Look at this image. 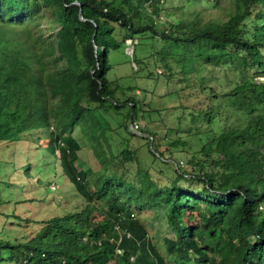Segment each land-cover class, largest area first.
Returning <instances> with one entry per match:
<instances>
[{"label": "trees", "instance_id": "obj_1", "mask_svg": "<svg viewBox=\"0 0 264 264\" xmlns=\"http://www.w3.org/2000/svg\"><path fill=\"white\" fill-rule=\"evenodd\" d=\"M207 2L221 5V0ZM228 2L225 18L182 12L158 29L161 19L156 17L164 12L165 0H0V141H17L35 127L47 131L63 172L86 200L75 211L43 220L28 240L0 237V264H101L105 255L116 264H170L131 211V201L163 209L172 264H264V0ZM44 6L57 24L54 43L43 46L53 55L51 68L24 21ZM146 32L170 44L162 54L177 57L178 73L166 66L167 77L177 78V90L167 93L200 89L238 119L221 123L226 111L214 112L213 104L189 111L203 158L187 163L199 170L187 172L176 161L170 182L163 185L142 168H137L138 184L105 173L109 161L134 160L135 152L123 147L106 155L101 144L110 128L105 115L110 110L128 106L123 121L126 131L135 134L129 124L141 106L123 89L122 97L116 94L119 89L107 76L108 53ZM151 111L160 115L156 107L146 112ZM76 126L102 162L93 190L87 170L74 158L81 147L73 134ZM146 129L141 132L151 136L152 157L163 163L160 134ZM167 143L186 141L178 136ZM186 182L200 186L190 188Z\"/></svg>", "mask_w": 264, "mask_h": 264}, {"label": "rangeland", "instance_id": "obj_2", "mask_svg": "<svg viewBox=\"0 0 264 264\" xmlns=\"http://www.w3.org/2000/svg\"><path fill=\"white\" fill-rule=\"evenodd\" d=\"M227 1L221 0L220 5L214 2L209 3L207 0H165L164 18L156 21L155 25L158 29L165 28L168 20H175L182 12L199 11L204 18H225L230 7ZM24 21L25 27L30 30L35 41L37 51L43 53L51 68L53 55L43 50V46L48 41L51 40L54 43V32L57 29L51 8L44 6L39 14L26 17ZM136 38L138 40L134 41L132 56L126 54L122 44L110 49L108 61L111 67L107 72L113 86L119 89L116 90V94L122 97L123 89L127 94L133 95L141 106L136 110L137 117L134 118V123L138 125L134 126L135 129L131 128L135 134L131 135L126 131L124 125L126 120L123 121L122 116V112H126L128 108L125 106L120 112L110 110L109 113H105L110 122V128L106 129L107 139H101L106 155H109L111 151L118 153L121 148L128 147L134 150L135 158L127 161L114 158L108 162L105 173L109 175L116 173L138 184L137 168H142L148 170L150 177L159 184H168L173 176L172 170L176 167V161L187 172H197L199 166L192 167L187 160L195 157L194 160L199 161L203 158L197 151L200 143L197 140V134L194 133L195 122L191 121L189 111H196L197 107L204 108L213 104L214 112L226 111L222 115L221 123L234 124L238 122V119L231 115L229 109L219 99L211 96L209 99L200 89L184 88L180 90L178 96L167 93L172 89L177 90V78L176 76L167 77L166 66L169 65L174 73L180 71L176 56L162 54L170 44L160 38L158 33L146 32ZM201 72L204 74L206 69L203 68ZM162 74L166 75V78ZM261 75L262 72L257 75V78ZM212 85L215 89H221L215 81ZM230 86L227 84L222 87L228 90ZM164 93H167L166 96ZM54 100L55 98L51 101ZM150 107L159 109L160 115L157 116L152 111L149 115L146 111ZM205 126L203 125L202 128ZM50 127L52 128L51 125ZM146 128L160 134L158 137L161 148L164 150V159L160 158L164 160L163 163L152 157L151 136L147 131L141 132L143 129L147 130ZM164 133L166 136L163 137ZM73 134L81 142V147L74 158L82 169L87 170L88 186L93 190L102 162L95 155L91 140L86 138L78 126L74 128ZM178 136L185 140L186 144L181 145L179 142V145L168 146V140ZM59 155L60 152L57 149L50 148L47 131L38 127L23 131L17 141H0V237L10 241L28 240L43 220L75 211L85 205L86 200L63 172ZM52 184L55 189H52ZM183 185L190 188L200 186L197 182H186ZM100 201L106 203L105 198H101ZM129 207L135 217L146 226L148 236L155 247L172 264L171 254L166 252L164 243V235H168L169 231L162 214L163 209L157 210L149 205H137L134 201L129 203ZM101 264H116V262L109 255H105L102 257Z\"/></svg>", "mask_w": 264, "mask_h": 264}, {"label": "built area", "instance_id": "obj_3", "mask_svg": "<svg viewBox=\"0 0 264 264\" xmlns=\"http://www.w3.org/2000/svg\"><path fill=\"white\" fill-rule=\"evenodd\" d=\"M163 1L164 0H160V2H163ZM147 4H148V2H147ZM156 18L163 19L164 18L163 11L159 12L158 17H156ZM134 41H137V39L135 38L134 40H129L128 43H126L125 46H124V50H125L126 54L129 55V56L133 55V52H134ZM137 125L138 124L133 122V123L130 124V128H134L135 129V127ZM62 144H63V142H62ZM51 186H52L53 189L55 188L54 184H52ZM115 227L117 228V230H119V232H121V235L125 234L126 236H129V232L126 229H121L118 225H116ZM84 239H85V237H84ZM98 243H100V241H98ZM121 251L122 250L120 248L116 249L117 253H120ZM131 259H133V256H131Z\"/></svg>", "mask_w": 264, "mask_h": 264}, {"label": "water", "instance_id": "obj_4", "mask_svg": "<svg viewBox=\"0 0 264 264\" xmlns=\"http://www.w3.org/2000/svg\"><path fill=\"white\" fill-rule=\"evenodd\" d=\"M81 18H82V16H81ZM96 48V47H95Z\"/></svg>", "mask_w": 264, "mask_h": 264}, {"label": "clouds", "instance_id": "obj_5", "mask_svg": "<svg viewBox=\"0 0 264 264\" xmlns=\"http://www.w3.org/2000/svg\"><path fill=\"white\" fill-rule=\"evenodd\" d=\"M53 189V188H52ZM55 189V188H54Z\"/></svg>", "mask_w": 264, "mask_h": 264}]
</instances>
